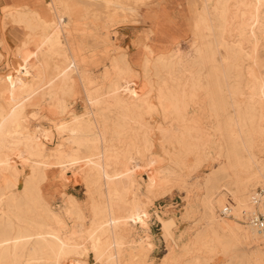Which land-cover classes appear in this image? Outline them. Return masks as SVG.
<instances>
[{
  "label": "bare ground",
  "instance_id": "6f19581e",
  "mask_svg": "<svg viewBox=\"0 0 264 264\" xmlns=\"http://www.w3.org/2000/svg\"><path fill=\"white\" fill-rule=\"evenodd\" d=\"M73 1L10 0L0 6L25 30L15 49L22 67L0 74V264H88L90 254L97 264H151L150 236L133 237L148 227V195L168 183H186L208 159L218 167L192 187L183 208L199 222L186 243L176 234L183 222L175 211L154 210L173 245L163 264H212L216 255L225 257L218 264H264V232L247 221L264 204V0H191L186 47L156 52L142 42L139 70L119 52L99 76L79 54L94 52L110 27L75 20L81 11H70ZM107 1L77 0L84 3L82 16L96 19L141 6ZM5 27L1 20V46ZM25 48L30 52L20 62ZM133 77L142 80L143 91ZM98 78L104 83L95 84ZM78 86L82 109L70 111L66 97ZM41 103L66 115L51 128L63 136L54 147L41 139L50 130L36 121ZM156 145L169 164L143 180L137 171L156 157ZM50 164L56 180L69 170L80 172L86 199L60 189L62 204L49 203ZM257 185L260 204L253 197ZM222 188L232 194L233 218L216 215L227 203Z\"/></svg>",
  "mask_w": 264,
  "mask_h": 264
},
{
  "label": "rangeland",
  "instance_id": "374dc122",
  "mask_svg": "<svg viewBox=\"0 0 264 264\" xmlns=\"http://www.w3.org/2000/svg\"><path fill=\"white\" fill-rule=\"evenodd\" d=\"M9 1L10 0H1L0 6L2 4L8 3ZM105 1L108 2L107 0ZM187 1H188V9L190 12L189 19H191L192 16V10L190 7L191 0H187ZM169 2L170 0H148L146 3V1L144 0H133V3L135 5L136 4L141 5V6H135L136 11L134 10L128 12L126 11L125 14L118 11V15L116 14L105 15V16L102 15L100 18L96 19L90 14L88 15L83 14L82 16V13L85 11L83 10L82 7L84 6V3L77 2V0H74L73 3H75V5L70 9V11L72 10L81 11L79 17L74 18L75 20L76 19L80 20L84 18L86 24L92 25L94 29L95 28L98 29V26L100 24L103 26L104 23H108L110 27L109 28L110 36L106 38L105 41L102 42L94 52H84L83 50L80 52L79 57L82 58L81 61L82 65L88 71H91L92 75L99 76L105 64L109 62V60L114 54H117L119 52H126L129 54L131 58L133 67L139 70L140 60L144 54V50L142 48V42H147L149 44L151 43V45L154 47L156 52H166L167 50L174 48L175 46L177 47V44H179L178 46L182 48L186 47L189 41L187 29H188V25L191 24V21L188 19L190 22L183 24L174 21V18L163 16L166 10L165 9L166 4ZM70 4L71 3H69L68 1L65 2L66 7L67 6L70 7ZM91 4L94 3L91 2ZM57 6L60 7V5ZM113 8L115 7H111V9ZM105 9H109V8H105ZM169 11L171 14L172 8H169ZM158 14L160 18L156 17V15ZM6 17L8 19H6ZM46 17L48 19H52L51 16H46ZM163 17L167 21L163 20L164 19ZM1 20L4 21V23L6 24L5 27L6 32L4 36L5 37L4 43L2 44V46L0 44L1 47L0 74L1 76L4 75L8 76L9 74L13 73L15 69L17 70L20 67H22V64L18 62L19 58L17 57V53L15 49L17 45L20 43L21 38L25 33V30L22 29L23 25L21 26V25L13 24L11 22L10 17L4 16L3 13L0 11V21ZM171 20L173 22H171ZM150 30H153V33H151ZM67 39L69 40V42H71L70 45L71 50L72 51L75 50L78 52L77 47L73 45L74 42L71 41L72 39L70 37ZM23 52L25 55L20 58V62L22 61L21 59L25 61L26 59L25 57L29 54L30 50L29 48H25ZM259 55L262 59H264V38L262 40L259 49ZM259 70L264 71L263 67H260ZM131 81L132 83L133 82L135 83V84L133 83V85L137 89V91L139 92L143 91L144 87L142 80L133 77ZM97 83H104V82L102 79L98 78L95 84ZM67 96L68 97H66V99H68L67 103L70 111L82 109V104H83L82 102L84 101V92L82 90V87L78 86L76 93H72ZM37 97H34L36 100L33 98L36 102L40 99ZM41 108H42L41 109L42 112L40 114L39 119H37L36 121L41 123L43 127L50 129L48 130V133L46 135L41 136V139H43L46 144L48 145L50 144L49 147H54L57 143H61L63 141V136L54 133L51 128L55 123L63 121L66 115L65 116L60 115L56 109L54 108L52 109V107L50 108L44 103H41ZM36 121H34V124L37 123ZM30 124L33 126V122H31ZM155 154L156 157L154 156V158L149 160L148 165L142 167L141 169H139V171H137L139 177L141 176L143 180H147L148 178L147 174L152 175L153 173H155L154 171L158 167H163L169 164L168 161L165 160L164 151L160 145H156ZM155 160L157 161L155 162ZM208 160L203 161L201 165L198 166V168H196L191 172L186 183H182V184L180 183L174 184V182L168 183L166 186H163L162 189H159L158 191L151 193L152 195L151 194L148 195L149 196L148 198L150 199L148 200L150 201L149 210H151L148 212L149 213L148 222H147L148 227L145 228L144 230L138 229L133 237L138 239L141 235L144 234H148L150 236L153 247L149 253V258H150L149 260H152L151 264H161V263L163 264L162 261H164L165 259H167V257L170 256L171 249H173V245L170 244L169 239L166 238L165 234H163L162 232L161 224L154 210L159 209L160 211L162 210L161 212L167 214L170 212L172 213V211L173 212L175 211L174 213L177 214V216L180 219H182L183 222V229H182L183 232L176 231L177 232L176 234L177 235L181 234L180 242L186 243L189 240V237L192 235L193 231L195 230L196 228L195 226L199 224V222H197L196 220L197 216L194 215L186 216L184 214V210L187 208L186 206L188 205L187 202L189 200L188 198L190 194L189 191L192 190V187L195 184L199 185L203 176L209 173L213 167L215 168L218 167V163H216V161H212L210 159ZM191 161L192 160H190L189 163H192ZM48 168H49L48 169L49 178L45 183L46 185L45 195L48 202L51 203L55 208L59 207L62 204V200L59 195L60 189L65 190L67 193L73 194L74 196H76V198H78L81 201L86 199L85 187L83 184V180L80 176V172L78 173L77 171L69 170V172L65 173L64 178L62 180L61 178L60 180H56L54 178L53 164H50ZM136 186H137V180L134 181V188ZM260 186L261 185H257L255 191L257 190L262 194L263 190L262 187ZM141 189L142 187L141 185H139L140 195L143 196L145 195V192ZM221 192L225 194V199L227 200V203H225L224 206H226L227 204H229V202L230 203L232 202V194H230L228 190L225 188H222ZM222 209L223 207L222 208L218 207L215 209L218 218H222V219L233 218L232 216L221 217V215L219 214ZM238 222L241 224L242 223L246 224L243 220H238ZM216 256H213V258L216 260L212 258L211 260L212 264L221 263L225 259V257L222 255L221 256L219 255L218 258ZM218 259L220 260V262ZM87 261L88 264H97L92 254H90L87 257Z\"/></svg>",
  "mask_w": 264,
  "mask_h": 264
},
{
  "label": "crops",
  "instance_id": "0c3cea01",
  "mask_svg": "<svg viewBox=\"0 0 264 264\" xmlns=\"http://www.w3.org/2000/svg\"><path fill=\"white\" fill-rule=\"evenodd\" d=\"M169 8H172L171 14H170ZM165 9L166 10L163 16L174 18V21L183 23V24L190 22L188 20L190 17V12L188 9L187 0H170V2L166 4Z\"/></svg>",
  "mask_w": 264,
  "mask_h": 264
},
{
  "label": "built area",
  "instance_id": "2783aa9c",
  "mask_svg": "<svg viewBox=\"0 0 264 264\" xmlns=\"http://www.w3.org/2000/svg\"><path fill=\"white\" fill-rule=\"evenodd\" d=\"M256 195L253 196L255 203L260 204L261 203V192L256 190ZM230 200V199H229ZM230 205L227 204L221 211V216H231L230 214ZM258 232L262 233L264 232V204H263V210L258 211L256 214L250 215V217L247 220Z\"/></svg>",
  "mask_w": 264,
  "mask_h": 264
}]
</instances>
